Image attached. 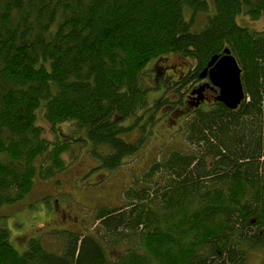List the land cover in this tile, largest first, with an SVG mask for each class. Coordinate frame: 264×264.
Wrapping results in <instances>:
<instances>
[{
  "label": "trees",
  "instance_id": "16d2710c",
  "mask_svg": "<svg viewBox=\"0 0 264 264\" xmlns=\"http://www.w3.org/2000/svg\"><path fill=\"white\" fill-rule=\"evenodd\" d=\"M213 4L209 15L207 0H0V207L62 170L76 135L102 167L121 165L137 149L122 120L181 107L146 84L153 61L181 54L197 73L228 48L245 92L235 109L212 102L176 124L182 148L151 162L123 205L95 207L94 233L54 222L15 246L0 221V264H247L264 251V30L236 21L263 16L264 0ZM61 123L76 134L60 140Z\"/></svg>",
  "mask_w": 264,
  "mask_h": 264
},
{
  "label": "rangeland",
  "instance_id": "374dc122",
  "mask_svg": "<svg viewBox=\"0 0 264 264\" xmlns=\"http://www.w3.org/2000/svg\"><path fill=\"white\" fill-rule=\"evenodd\" d=\"M207 1L208 14L211 15L214 11L213 0ZM203 16L204 14H201V23ZM236 21L250 31L264 30V15L253 19L245 13H239ZM146 84L150 86L148 82ZM156 96V90H149L147 93L149 100ZM139 114L140 110H137V115ZM170 118L172 119L171 115L164 117L161 116V111H157L153 117L146 113L140 118L131 116L122 120L120 126L126 129L120 133V136L125 142L136 144L137 149L131 155L123 157L122 164L111 171L102 167L96 155L90 152L89 142L79 141L80 135L74 136L76 133L67 123L59 124L56 128L61 135L60 140L72 136L75 139L70 142L69 151L62 153L65 167L49 178L36 177L33 187L21 200L0 207V221L8 229L10 241L15 246L18 243L24 247L25 240L56 228L55 223L59 227L63 225L68 227L67 220L61 223L57 218L62 214V208L77 214L79 218L83 216L89 219V222H86L90 226L88 230L94 233L99 222L89 215L95 207L123 205V191L139 179L151 162L164 157L170 150L182 148L183 131L175 127L178 121L173 122ZM37 121L45 127L44 134L54 140L55 135L50 132L41 112L38 113ZM166 124L172 126L171 130L164 131L163 125ZM179 124L180 122L177 125ZM103 178L108 186L102 195L104 197H94L93 193H90L96 187L91 183L95 179L101 181ZM52 236L54 233L45 234L43 240L49 250H58L61 239ZM262 259H264V251L257 250L249 256L247 264H263Z\"/></svg>",
  "mask_w": 264,
  "mask_h": 264
},
{
  "label": "flooded vegetation",
  "instance_id": "af4514ba",
  "mask_svg": "<svg viewBox=\"0 0 264 264\" xmlns=\"http://www.w3.org/2000/svg\"><path fill=\"white\" fill-rule=\"evenodd\" d=\"M162 63L153 61L149 64L148 71L151 76L150 86L151 88L156 87L162 91H164V88H171L170 95L166 97L169 100V104H172L173 101H179L181 107H175L170 110L169 113L160 109L161 116L167 117L168 115H171L172 119L170 118V120L173 122L178 121V124L183 119H189L193 114L192 112L198 107H204L209 103L217 102L215 96L218 94V89L210 83L207 72H202V68H204L205 65L195 73L198 64L197 61L181 54L172 55L168 60L163 61ZM202 73L204 74L203 76H201ZM186 78V83L182 85V87L179 86L178 83ZM197 91H199V93H197ZM172 97L174 98L171 99ZM194 103H196V105H194ZM169 107H172V105H168L167 109H170ZM174 112L177 113L174 114ZM163 126L164 131H168L171 129L170 127H172L169 125L167 126V124L166 126ZM104 182H106L105 178L101 181H97V179L93 180L91 184L96 188L92 190L90 194L93 193L94 197L98 196L97 198L104 197L102 195L108 188L107 183ZM62 209V214L57 217L59 222L61 221V223H63L67 220L68 224L77 227H74L73 231L79 232L80 228L83 229L81 231L90 229L88 223L86 224V222H89V219H86L85 217L79 218L78 215L73 214L68 210L67 212L64 208ZM263 261L264 259H262V262Z\"/></svg>",
  "mask_w": 264,
  "mask_h": 264
},
{
  "label": "water",
  "instance_id": "95a60500",
  "mask_svg": "<svg viewBox=\"0 0 264 264\" xmlns=\"http://www.w3.org/2000/svg\"><path fill=\"white\" fill-rule=\"evenodd\" d=\"M202 72H207L210 83L217 87L215 99L225 107L235 109L244 100L241 68L229 49L225 48L221 54L212 55Z\"/></svg>",
  "mask_w": 264,
  "mask_h": 264
}]
</instances>
